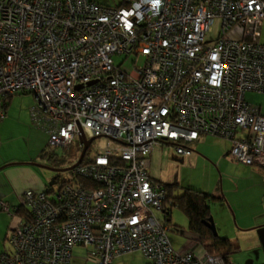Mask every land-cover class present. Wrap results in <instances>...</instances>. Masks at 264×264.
<instances>
[{
	"label": "built area",
	"instance_id": "built-area-1",
	"mask_svg": "<svg viewBox=\"0 0 264 264\" xmlns=\"http://www.w3.org/2000/svg\"><path fill=\"white\" fill-rule=\"evenodd\" d=\"M263 23L264 0H0V120L9 95L31 93L50 152L80 130L106 141L68 182L27 189L11 210L0 203L25 212L0 264H70L75 247L96 264L134 250L147 264H232L172 246L150 154L169 144L188 156L213 135L230 142L227 158L264 169V114L245 99L264 94Z\"/></svg>",
	"mask_w": 264,
	"mask_h": 264
},
{
	"label": "rangeland",
	"instance_id": "rangeland-1",
	"mask_svg": "<svg viewBox=\"0 0 264 264\" xmlns=\"http://www.w3.org/2000/svg\"><path fill=\"white\" fill-rule=\"evenodd\" d=\"M98 3L114 6L120 0H95ZM219 27L216 19L211 26L208 36L215 37ZM260 40L264 43V23L260 31ZM115 62L120 58L115 57ZM131 57L122 64V69L129 70L132 66ZM245 99L252 104L261 107L264 112V94L247 92ZM8 107L6 115L0 120V158L25 159L31 156L37 162L57 168L70 167L77 160L80 148L79 139H75L69 149L57 147L50 157H41V151L46 148L48 134L36 127L30 121L29 108L34 104V96L31 93H15L6 100ZM106 141L102 137L92 140L86 150L85 159L92 158L105 148ZM228 146V142L213 135H203L197 142L188 146L193 149L188 156L175 153L173 146L163 144L155 147L154 167L162 174L163 181L177 183L178 188L173 194L182 193L183 187H191L204 192L222 196L221 200L209 201V211L213 219L215 230L220 240L214 250L223 253L228 250L227 239L232 245L237 246L235 252L230 254V261H239L243 264L252 260V264H264V170L257 166L235 165L222 161L220 168L215 165L218 157L225 152L222 146ZM227 157V155H225ZM38 157V158H37ZM221 157V156H220ZM60 161L58 166L52 165L53 159ZM236 163H238L236 165ZM256 168L263 175L252 173L248 168ZM45 184L56 173L45 168L38 167ZM222 170L225 175L222 174ZM69 170L60 172L61 178L70 177ZM261 176V177H260ZM72 177V176H71ZM54 188L58 184H53ZM227 196V197H226ZM229 200H228V199ZM231 199V200H230ZM169 202H166V207ZM157 217L164 221V214L156 212ZM169 221L165 220L167 236L172 241V246L183 244L184 236L180 231H188V219L177 205L170 206ZM251 225L252 228H242L240 224ZM181 242H175V240ZM7 242V240H6ZM6 242L5 248L7 247ZM3 248L0 240V250ZM4 248V249H5ZM217 249V250H216ZM217 253V252H216ZM123 264H143L144 257L137 251H131L117 256L116 260ZM70 264H95L92 259L86 257L83 247H75Z\"/></svg>",
	"mask_w": 264,
	"mask_h": 264
},
{
	"label": "crops",
	"instance_id": "crops-1",
	"mask_svg": "<svg viewBox=\"0 0 264 264\" xmlns=\"http://www.w3.org/2000/svg\"><path fill=\"white\" fill-rule=\"evenodd\" d=\"M260 111H261V113L264 114V112H262V110H261V107H260ZM202 137H203V135L196 142H194V144L197 143ZM222 140H224V139H222ZM224 141H227V140H224ZM227 142L229 144L228 146H224V145L222 146V151L225 153L221 154L220 155L221 157L219 156L217 161L215 162V165L218 168H220V164L222 161H225L229 164L235 165L234 162L230 161L225 156L228 149H229V146H230V142L229 141H227ZM157 146H159V145H156L155 147H157ZM155 147L153 148V150L150 154L149 174L153 179L158 180L161 183H170V182L163 181V179H161L162 174L155 170V167L153 165L154 164L153 151H154ZM30 160H37V159L33 156H31L29 158H25V159H16V157H11L10 159L5 160V159L0 158V203L1 202L6 203L10 210L14 206H17L19 204V196L23 191H25L27 189L38 191V190H41L47 186V184H45V182H44V179H43L40 171L37 170L38 167L29 164ZM237 164L238 163H236V165ZM238 165H242V164L239 163ZM248 169L252 173L257 172L258 175L259 174L263 175V173L260 170H257L256 168L252 169L249 167ZM222 174L225 175L223 170H222ZM20 219H21V217L18 214H16V213L15 214H9V213L1 210V207H0V240L2 239V242H3V248L0 250V253L5 248L4 243L6 242V238H7L9 230L12 227H14L20 221ZM240 226L242 228H249V229L252 228L251 225H246L244 223L240 224ZM180 234H182L184 236V241H182L184 243L183 244H177L176 246L173 245V247L175 249H177V250H179V249L180 250H192L196 254L201 253L202 247L196 241H194L192 238H190V236H189V222H188V231H180ZM175 242H181V241L178 239V240H175ZM215 252L218 253V251H215ZM116 258L117 257H115L112 260L111 264H123V263H120L118 259L116 260ZM229 260H231L230 257H229ZM147 262H148L147 259L144 257L143 264H147ZM233 262L236 264H241L239 261L233 260Z\"/></svg>",
	"mask_w": 264,
	"mask_h": 264
},
{
	"label": "trees",
	"instance_id": "trees-1",
	"mask_svg": "<svg viewBox=\"0 0 264 264\" xmlns=\"http://www.w3.org/2000/svg\"><path fill=\"white\" fill-rule=\"evenodd\" d=\"M12 95H9L10 98ZM5 111L8 107L7 102L4 103ZM86 154V152H85ZM84 154V156H85ZM52 152L48 150V144L46 148L41 151V157H51ZM83 156L82 163L86 160ZM60 161L55 158L53 159L52 165L58 166ZM264 170V169H263ZM69 177L61 178L60 175L56 177L53 184H60L61 182H68ZM76 182H84L82 179H77ZM163 187L167 191V201L170 203V206L177 205L185 213L188 222H189V236L194 241H196L204 250L209 253H213L216 248V243L220 240L218 235H214L204 224L203 220H207L210 215L209 201L221 200L222 196L215 195L212 193L204 192L191 187H183L182 193L178 195L173 194V190L178 188L177 183H162ZM47 186H51L49 183ZM20 217H24L25 212L19 207L15 212ZM170 217V207L166 212L165 219L169 221ZM228 250L221 253L226 261H228L229 256L232 252L236 251L237 246L232 245L227 239H225Z\"/></svg>",
	"mask_w": 264,
	"mask_h": 264
},
{
	"label": "water",
	"instance_id": "water-1",
	"mask_svg": "<svg viewBox=\"0 0 264 264\" xmlns=\"http://www.w3.org/2000/svg\"><path fill=\"white\" fill-rule=\"evenodd\" d=\"M92 140H93V138L86 139L84 137V134L82 133V131L81 130L79 131V142L83 144V147H82V149H81V151L79 153V156H78L77 160L70 167L57 168V167H52L50 165L41 164V163H37V162H29V164L33 165V166L49 169V170L55 172L56 174L53 175L51 177L50 181H49V184L53 185L56 177L60 175V172L70 170L73 167H75L76 165H78L79 163H81V161L83 160V156H84V154H85V152L87 150L88 144ZM202 222L214 235H217V232H216L215 226H214V222H213V219H212L211 216H209L207 220H203ZM232 264H236V263H232ZM243 264H252V260H247Z\"/></svg>",
	"mask_w": 264,
	"mask_h": 264
},
{
	"label": "clouds",
	"instance_id": "clouds-1",
	"mask_svg": "<svg viewBox=\"0 0 264 264\" xmlns=\"http://www.w3.org/2000/svg\"><path fill=\"white\" fill-rule=\"evenodd\" d=\"M152 3L154 6H158L160 3V0H152Z\"/></svg>",
	"mask_w": 264,
	"mask_h": 264
}]
</instances>
